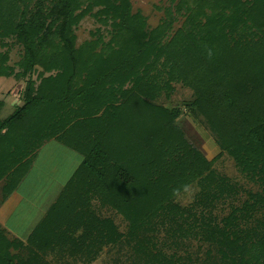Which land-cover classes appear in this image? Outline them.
I'll list each match as a JSON object with an SVG mask.
<instances>
[{"label":"trees","instance_id":"16d2710c","mask_svg":"<svg viewBox=\"0 0 264 264\" xmlns=\"http://www.w3.org/2000/svg\"><path fill=\"white\" fill-rule=\"evenodd\" d=\"M97 5L91 14L109 38L99 28L76 46L79 17ZM6 37L24 53L15 69L0 51V76L26 80L23 103L0 117V206L46 140L82 160L25 239L0 223V264H88L123 242L131 264H195L193 240L206 245L196 264H264V0H171L152 27L130 0H0ZM173 82L193 92L169 107L158 101ZM184 108L258 190L215 169L179 123ZM193 182L194 200L181 204ZM94 197L124 217L125 231Z\"/></svg>","mask_w":264,"mask_h":264},{"label":"rangeland","instance_id":"374dc122","mask_svg":"<svg viewBox=\"0 0 264 264\" xmlns=\"http://www.w3.org/2000/svg\"><path fill=\"white\" fill-rule=\"evenodd\" d=\"M132 10H139L146 18L148 26L152 27L155 26L161 18L164 16V9L165 7L169 6L171 0H130ZM86 1L81 5L77 11H80L82 8L86 7ZM88 4V3H87ZM98 5L93 7L91 11H86L83 13L79 19L77 24L74 27L75 32V45L79 46L85 40L96 38L94 34L97 29H101L104 33L103 40H107L109 36L107 35V25L102 24L91 12L97 9ZM183 17H180V20ZM100 46L97 45V49ZM0 51L7 54V63L14 66L15 69L18 67V61L22 58L24 53V47L21 42H19L15 37H6L0 39ZM38 69L40 66L33 71H31L32 77L39 81L38 77ZM55 71H46L44 72L45 75L54 73ZM25 78H16L14 75L11 76H0V101H2V105L0 107V117L7 116L15 107L16 104H22L23 100L20 97V89H23L25 85ZM174 89L171 92L169 97L164 96V94L159 98L160 103L166 106H176L181 105L182 101L190 99L192 97V88L183 84L182 82H173ZM179 123L184 127L187 136L190 139H193L195 144L202 150L205 156L208 158H214V167L215 169L223 174L229 176L232 180L238 182L245 190H258L259 184L249 178L244 172H242L237 165L235 164L234 159L228 155L227 153H223L217 157L219 152V146L212 134V132L202 123L199 119H195L191 114L187 113L186 109H183V112L178 117ZM2 150L0 148V155ZM78 154L74 153L70 147L67 145L59 142L56 138H50L46 140L34 153L33 159L30 162L29 170L27 175L24 177V181L22 180L21 187L31 190L33 187L28 182H31V174L29 172H38L40 169L50 170L51 167L54 165L57 168V174L59 178L63 179V177L67 176L70 172V165L71 161ZM35 159L39 161V168L38 170L33 167V163ZM42 165V167H40ZM30 174V175H29ZM33 177V176H32ZM46 177H40L39 182V189L38 190H49L52 192L55 190L54 184L51 185L49 182L46 181ZM37 186V185H36ZM41 187V188H40ZM44 187V188H42ZM243 190V191H245ZM35 191V190H34ZM197 191V187L195 183H191L187 188L177 194V200L181 204H190L195 198V192ZM246 196V195H244ZM29 197L35 200L34 204L31 208L28 207L29 212L27 213V218L24 222H28L31 216L34 213V210L38 204L41 203V197L33 198L31 195ZM29 197H26L29 199ZM30 199V200H31ZM47 201L46 197H43L42 205L45 204ZM229 200L223 201L218 203L217 211L220 214H223L228 209V202ZM28 203L23 201L21 206L19 207L18 217L21 216L25 209L27 208ZM92 206L94 208H98V210L102 211L104 215L111 216L114 221L119 225L120 230L125 231L126 229V220L124 217L118 213L115 209H111L106 206L99 205V198L94 197L91 200ZM35 205V206H34ZM34 209V210H33ZM39 208L37 207V210ZM25 216V215H24ZM25 224V223H24ZM157 234V233H156ZM164 234V229L158 231V239H162ZM11 235V234H10ZM14 236V235H11ZM202 247L198 246L197 240H193L191 244V257L194 263H199V261L204 257V251L206 249V245L202 244ZM132 248L126 245L123 242L121 249L118 246H104L101 252L88 264H131L132 260H130V256L133 254ZM168 249V248H167ZM47 258H57L56 248H48L47 249ZM181 251V249L178 248ZM183 252V251H181ZM69 264H84L82 261L78 260L73 262V259L69 257Z\"/></svg>","mask_w":264,"mask_h":264},{"label":"crops","instance_id":"0c3cea01","mask_svg":"<svg viewBox=\"0 0 264 264\" xmlns=\"http://www.w3.org/2000/svg\"><path fill=\"white\" fill-rule=\"evenodd\" d=\"M71 150L78 155L74 158V160L71 161L70 172L68 173L67 176L63 177V179L59 178L57 174L58 167H56L55 165L51 167L50 170L44 168V170L40 169V171L38 172L37 171L29 172L33 176V177L31 176V182H28L30 185L33 186L31 190H29V188L28 189H25L24 187L22 188L21 185L23 182H21L20 185L8 196V198L0 206V223L7 228L9 234L25 239L28 236V234L31 232L34 225L46 213L47 208L56 199L60 190L62 189L64 184L67 182L69 177L72 175L73 171L76 169V167L80 164L82 160L81 153L77 152L72 148ZM33 167H35L38 170L39 168L38 159H35L33 163ZM40 167H42V165ZM40 177H46L47 180L44 182H49L51 185L54 184L53 188H55V190L50 192L49 190H46V188L42 187L44 188V190L41 189L37 191V189H39L38 188L39 182H41ZM29 195H31L33 198L41 197L40 200L41 203L38 204L39 206H37L39 208L38 210L37 207L35 208L36 210L33 209L34 213L31 216V218L28 220V222H24L27 218V213L29 212L28 207L31 208V206L35 202V200L29 197ZM26 197H29V199H27ZM43 197H46L47 201L45 204L42 205ZM23 201L28 203L27 205L25 204L27 208L25 209V212L18 217L17 211H19V207L21 206Z\"/></svg>","mask_w":264,"mask_h":264}]
</instances>
